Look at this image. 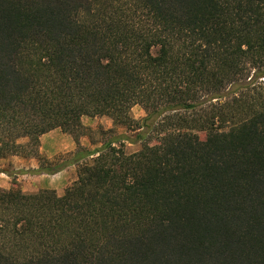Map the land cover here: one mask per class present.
Wrapping results in <instances>:
<instances>
[{
	"label": "trees",
	"instance_id": "1",
	"mask_svg": "<svg viewBox=\"0 0 264 264\" xmlns=\"http://www.w3.org/2000/svg\"><path fill=\"white\" fill-rule=\"evenodd\" d=\"M104 116L131 135L82 147ZM54 130L77 150L51 163ZM12 157L77 180L0 188V264H264V0H0Z\"/></svg>",
	"mask_w": 264,
	"mask_h": 264
},
{
	"label": "rangeland",
	"instance_id": "2",
	"mask_svg": "<svg viewBox=\"0 0 264 264\" xmlns=\"http://www.w3.org/2000/svg\"><path fill=\"white\" fill-rule=\"evenodd\" d=\"M132 116L135 120H141L145 117V112L142 109V107L136 106L132 110ZM83 125L85 126V128L89 130H93L95 132V134L93 135V139L97 145H93V143L91 142V139L89 138V135L86 136L84 139H80V142L81 140H84L88 145L87 148L91 150L101 145L100 142H102V137L98 134L100 131H108V130L116 129V131L119 134L131 135L127 132V130L124 127L115 126L113 123V120L108 116L97 117L93 119L84 118ZM22 142L26 143V141H22ZM139 150H140L139 145H127V152L129 154L135 153ZM42 158L48 160L51 163L57 162V160H55L57 159V157L53 159H47L46 157H42ZM36 160H37L36 162L40 169L41 165L43 164L39 162L38 159ZM21 166H22L21 163H19L18 160L13 159V157L6 159V160H0V188L1 189L7 190V191L11 189H15V190L19 189L21 192L26 193V194H36L42 191H47V190L40 189L37 179L34 178V176H37V174H35L32 169H29V170L21 169ZM26 188H29L30 191L25 192Z\"/></svg>",
	"mask_w": 264,
	"mask_h": 264
},
{
	"label": "crops",
	"instance_id": "3",
	"mask_svg": "<svg viewBox=\"0 0 264 264\" xmlns=\"http://www.w3.org/2000/svg\"><path fill=\"white\" fill-rule=\"evenodd\" d=\"M83 122V121H82ZM82 137L81 139H84ZM40 155L41 157H46L47 159H53L57 161H63L66 157L77 150V144L74 139L64 134L61 130H54L41 137ZM81 146L87 148L88 145L84 140H81ZM59 156V157H58ZM21 163V169L33 171L39 169L37 160L34 158H22L13 157ZM77 168L69 167L64 171L55 175H37L34 178L37 179L41 190H51L55 191L57 195L63 196L66 191L71 187L73 183L77 180ZM30 191L26 188L25 192Z\"/></svg>",
	"mask_w": 264,
	"mask_h": 264
}]
</instances>
